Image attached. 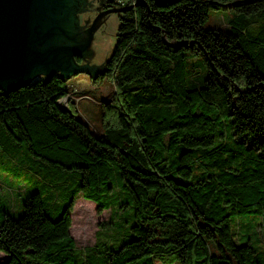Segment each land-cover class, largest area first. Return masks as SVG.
<instances>
[{"label": "trees", "instance_id": "16d2710c", "mask_svg": "<svg viewBox=\"0 0 264 264\" xmlns=\"http://www.w3.org/2000/svg\"><path fill=\"white\" fill-rule=\"evenodd\" d=\"M118 4L116 42L98 74L114 85L101 100L114 125L96 130L72 102L63 107L69 89L58 73L0 88V146L28 161L21 214L0 206V264H264V248L231 230L238 215L264 214V20L253 25L264 0ZM211 8L237 20L205 28ZM190 54L205 63L200 81L185 76ZM78 196L109 209L97 230L107 241L76 245ZM124 209L130 220L116 223Z\"/></svg>", "mask_w": 264, "mask_h": 264}, {"label": "water", "instance_id": "95a60500", "mask_svg": "<svg viewBox=\"0 0 264 264\" xmlns=\"http://www.w3.org/2000/svg\"><path fill=\"white\" fill-rule=\"evenodd\" d=\"M102 0H0V88L8 91L40 75L102 73L116 42L118 20ZM81 54V62L72 53ZM1 260L0 262H2Z\"/></svg>", "mask_w": 264, "mask_h": 264}, {"label": "rangeland", "instance_id": "374dc122", "mask_svg": "<svg viewBox=\"0 0 264 264\" xmlns=\"http://www.w3.org/2000/svg\"><path fill=\"white\" fill-rule=\"evenodd\" d=\"M119 1L116 0V5L119 6ZM115 18L119 22V11H112ZM243 17H248L247 14H243ZM237 20V13L233 9H214L211 8L208 11L207 17L202 21V26L207 27H223L228 28L229 24ZM264 19L257 18V21L253 25L258 26ZM117 33V30H116ZM204 61L200 55H188L184 61L185 76L186 78L191 75L198 81L201 80L204 74ZM99 72L95 74L92 81L90 74L85 72H71V74L65 78V84L68 86L69 94L59 99V103L63 107L71 105L76 113L86 120L92 128L101 130L105 124L114 125L116 123L115 118L109 114V111L103 115L101 100L110 96L114 92V85L111 79L105 75L98 76ZM44 75H40L43 77ZM226 135H231V130L226 129ZM28 161L24 156L17 153L7 156L4 154L0 146V191L4 193L0 196V206L2 209L10 210V214L14 217L19 216L22 212L21 201L25 197L26 193L16 194L17 191H23L24 186L27 184V177L24 174L27 170ZM58 176V175H57ZM60 177V176H58ZM72 181V179H71ZM22 187V188H21ZM46 192L43 191V199L46 200ZM45 210L52 207L51 201L47 200L44 203ZM130 209H124L119 211L114 216V221L123 222L129 221L130 218L127 215L130 213ZM51 214V213H50ZM109 209H103L101 212L95 210V203L92 200L85 199L78 196L71 209V225L69 231L75 239V243L78 247L94 242L95 236L100 240H108V231L105 228L98 227V222L108 217ZM51 216H54L51 214ZM236 219V220H235ZM125 224L121 227L120 223L118 227L113 230L110 229V234L113 235V231L121 233L125 229ZM231 230L236 237L237 242L242 239L249 238L253 248L258 250L264 248V214H241L235 217L231 222ZM97 233V234H96ZM96 234V235H95ZM110 235V236H111ZM6 255L0 252V259ZM157 264H178L176 261L161 262L157 260Z\"/></svg>", "mask_w": 264, "mask_h": 264}, {"label": "flooded vegetation", "instance_id": "af4514ba", "mask_svg": "<svg viewBox=\"0 0 264 264\" xmlns=\"http://www.w3.org/2000/svg\"><path fill=\"white\" fill-rule=\"evenodd\" d=\"M116 0H102L97 6H96V12H102L104 9H109L110 7H116ZM72 59L81 62V54L78 52L72 53ZM105 67V64H104Z\"/></svg>", "mask_w": 264, "mask_h": 264}]
</instances>
